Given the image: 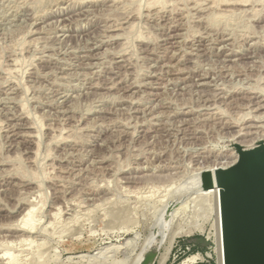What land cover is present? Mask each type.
<instances>
[{
    "label": "rangeland",
    "instance_id": "obj_1",
    "mask_svg": "<svg viewBox=\"0 0 264 264\" xmlns=\"http://www.w3.org/2000/svg\"><path fill=\"white\" fill-rule=\"evenodd\" d=\"M166 1L0 0V264H217L193 180L264 140V0Z\"/></svg>",
    "mask_w": 264,
    "mask_h": 264
},
{
    "label": "water",
    "instance_id": "obj_2",
    "mask_svg": "<svg viewBox=\"0 0 264 264\" xmlns=\"http://www.w3.org/2000/svg\"><path fill=\"white\" fill-rule=\"evenodd\" d=\"M230 147L235 162L200 176L203 189L218 190L222 264H264V140ZM158 253L150 247L139 264H154Z\"/></svg>",
    "mask_w": 264,
    "mask_h": 264
},
{
    "label": "bare ground",
    "instance_id": "obj_3",
    "mask_svg": "<svg viewBox=\"0 0 264 264\" xmlns=\"http://www.w3.org/2000/svg\"><path fill=\"white\" fill-rule=\"evenodd\" d=\"M152 2H155V4H157L158 3V5H160V2L162 1V0H151ZM164 1V3L165 2H167L166 0H163ZM193 1V0H192ZM218 1H221L222 2V6L223 5H245L246 3V1L247 0H218ZM226 1V2H225ZM248 1H250V0H248ZM248 1H247V3H248ZM252 1V0H251ZM257 1V0H256ZM157 2V3H156ZM172 2V1H171ZM170 2V3H171ZM173 2H174V0H173ZM203 2L205 3V5H206V7H210V8H218V6H219V4L221 3V2H216V0H202V4H203ZM224 2V3H223ZM162 3V2H161ZM164 3H162V4H164ZM168 3V2H167ZM199 3H201V1L199 2V0H195L194 1V3L193 4H195V5H197V4H199ZM245 3V4H244ZM251 3V2H250ZM161 4V5H162ZM185 4V3H184ZM249 4V3H248ZM194 5V6H195ZM204 5V6H205ZM251 5H252V3H251ZM163 6V5H162ZM166 6V5H165ZM190 6V5H189ZM193 6V5H192ZM198 6H200V5H198ZM203 6V5H202ZM236 6V7H237ZM195 7H197V6H195ZM206 7H204V9L206 8ZM236 7H235V9H236ZM252 7V6H251ZM264 7V6H263ZM200 8V7H199ZM224 8V7H223ZM238 8V7H237ZM242 8H244V7H242ZM248 8H250L249 7V5H248V7L246 8V9H248ZM256 8V7H255ZM203 9V10H204ZM221 9V8H220ZM225 9H227V12H226V14L228 13V10L229 9H231V8H224V10L222 11V13H221V15H223V12L225 11ZM233 9V8H232ZM231 9V10H232ZM239 9V8H238ZM251 9V8H250ZM254 9V8H253ZM179 10V9H178ZM190 10V9H189ZM197 10V9H196ZM209 10V9H208ZM240 10V9H239ZM241 10H243V9H241ZM264 10V9H263ZM199 11H201V10H199ZM234 11V10H233ZM233 11H231L232 13H233ZM238 11V10H237ZM245 11H247V10H245ZM254 11V10H253ZM194 12V11H193ZM211 12H213V11H211ZM218 12V11H217ZM217 12H216V15H217ZM260 12V11H259ZM219 13V12H218ZM225 13V12H224ZM244 13V12H243ZM210 14V13H209ZM230 14V13H229ZM229 14H227L228 16H229ZM252 14V13H251ZM260 14V13H259ZM231 15V14H230ZM218 16V15H217ZM224 16H225V14H224ZM220 17V16H219ZM227 17V16H226ZM114 37H115V35H114ZM234 55V54H233ZM247 56V55H246ZM89 57V56H88ZM254 97V96H253ZM225 98V97H224ZM257 100H259V99H257ZM263 100H264V98H263ZM247 101V100H246ZM256 102V101H255ZM262 102V101H261ZM259 104V103H258ZM261 105V104H260ZM261 106H264V103H263V105H261ZM253 108V107H252ZM255 108H257V107H255ZM247 109H249V108H247ZM253 110V109H252ZM251 111V110H250ZM257 111V110H256ZM206 114V113H205ZM253 114V113H252ZM208 115V114H207ZM247 115H249V113L247 114ZM257 115V114H256ZM250 116V115H249ZM249 116H247V117H249ZM259 116V115H258ZM250 117H252V116H250ZM253 118H255V116H253ZM249 119V118H248ZM247 120V119H246ZM255 120V119H254ZM259 121V120H258ZM251 122V121H250ZM248 123V122H247ZM259 123V122H258ZM252 124V123H251ZM250 124V125H251ZM244 125V124H243ZM249 125V126H250ZM254 125H255V122H254ZM254 125H252L253 127H254ZM264 125V124H263ZM249 126H248V128H249ZM260 127H262L263 128V126L262 125H259ZM258 126V128H260ZM16 127H17V125H16ZM252 127V128H253ZM247 128V129H248ZM11 129V128H10ZM245 129V128H244ZM254 129H255V127H254ZM257 129V128H256ZM264 129V128H263ZM246 130V129H245ZM251 130V129H250ZM248 132V131H247ZM250 132H252V131H250ZM257 132V131H256ZM28 133V132H27ZM239 133V132H238ZM249 133V132H248ZM244 134V133H243ZM257 135V134H256ZM29 137V136H28ZM255 143V142H254ZM253 144V143H252ZM236 158H237V155H236ZM234 162V161H233ZM227 164V163H226ZM228 166V165H227ZM225 164H222V163H217V164H215V165H207V166H204L203 168H200V170L197 172V177H195L196 178V180L194 181L193 180V183L195 182V184H194V193H196V196L199 198H203V199H206V200H202L204 203H205V201H206V205H207V207L208 208H210V210H212V212H213V215H214V221H213V229H214V240H215V243H216V247H215V249L214 250H216L215 252L217 253V264H222V251H221V243H220V238H221V228H220V219H219V213H218V190L216 189V188H212V189H203L202 187H201V181H200V176H201V173L204 171V170H213V169H215V168H217V167H227ZM195 196V197H196ZM196 197V198H197ZM196 198H194V199H196ZM193 199V198H192ZM192 201V200H191ZM198 201V200H197ZM200 201V200H199ZM200 203V202H199ZM167 204V203H166ZM167 205H169V203L167 204ZM166 205V206H167ZM201 207H203V206H201ZM60 208V207H59ZM168 208V207H167ZM166 208V209H167ZM57 210V209H56ZM208 211H209V209H207ZM206 210V211H207ZM33 207L32 206H29L28 208H26V212L24 213V214H22L23 215V218H21L20 220H21V222H20V224L18 225V227L20 228L21 227V229L20 230H24L25 232H35V230H36V225L33 223V221H32V219H33ZM209 212H211V211H209ZM211 212V213H212ZM59 214V209L57 210V212H54L53 213V215L54 216H56V215H58ZM176 215V214H175ZM22 217V216H21ZM171 217V216H170ZM172 217H174V214L172 215ZM172 220V219H171ZM52 223V222H51ZM17 228V227H16ZM16 230V229H15ZM38 230V229H37ZM23 231V232H24ZM30 236H31V234H30ZM29 237V236H28ZM22 239V238H21ZM24 239H25V237H24ZM32 239V238H31ZM23 240V239H22ZM27 240V239H26ZM24 241V240H23ZM128 241H131V240H128ZM134 241V240H133ZM126 243V242H125ZM124 243V244H125ZM129 243V245H130V243L131 242H128ZM111 244V243H110ZM123 244V245H124ZM154 244H155V241H154V238H152V237H146V239L141 243V246H140V250H139V253L136 255V253H135V257H133L131 260H130V262L128 263V264H139L140 262H141V260H142V258L144 257V254H145V252L147 251V250H145L146 248H148V247H152V246H154ZM128 245V246H129ZM108 246V245H107ZM112 246V245H111ZM127 246V245H126ZM122 247L120 244L118 245V244H114L111 248H112V250H110L111 252L112 251H117L118 252V250H123L124 248H127V247ZM110 247V246H109ZM170 247H171V241L169 242V244H168V246H166L165 247V252L163 253V254H161V256L162 257H160L161 259H160V261H159V264H162L164 261H165V259L167 258V255H168V253H169V250H170ZM110 248V249H111ZM129 250H126V253H127V255H125V257L124 258H118L117 260L115 259L114 260V262H112V264H125V263H127V260L129 261V257L131 256V254H132V252L135 250V243H133V245H131V248H128ZM125 250L124 251H122L123 253H125ZM120 252V251H119ZM121 252V253H122ZM125 253V254H126ZM115 254V253H114ZM2 255V254H1ZM209 255V254H208ZM216 255V254H215ZM2 256H5L4 258L5 259H7L8 258V263L9 264H12V263H15V256L13 257L11 254H9L7 251H5L4 253H3V255ZM1 257V256H0ZM195 258H202V255L200 254V253H194V254H191L189 257H187V259H185L184 261H192V260H194ZM0 259H2V258H0ZM111 262V261H110ZM185 263V262H184Z\"/></svg>",
    "mask_w": 264,
    "mask_h": 264
}]
</instances>
